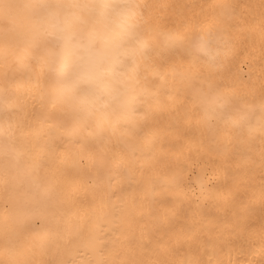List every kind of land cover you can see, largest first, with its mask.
Wrapping results in <instances>:
<instances>
[{"label":"bare ground","instance_id":"6f19581e","mask_svg":"<svg viewBox=\"0 0 264 264\" xmlns=\"http://www.w3.org/2000/svg\"><path fill=\"white\" fill-rule=\"evenodd\" d=\"M0 264H264V0H0Z\"/></svg>","mask_w":264,"mask_h":264}]
</instances>
